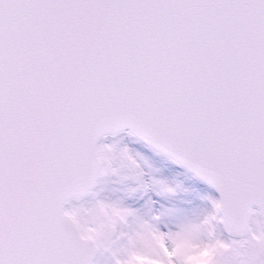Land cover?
<instances>
[{
    "label": "snow or ice",
    "instance_id": "obj_1",
    "mask_svg": "<svg viewBox=\"0 0 264 264\" xmlns=\"http://www.w3.org/2000/svg\"><path fill=\"white\" fill-rule=\"evenodd\" d=\"M125 129L219 194L218 264H264V0H0V264H123L136 226L94 247L64 205Z\"/></svg>",
    "mask_w": 264,
    "mask_h": 264
},
{
    "label": "rangeland",
    "instance_id": "obj_2",
    "mask_svg": "<svg viewBox=\"0 0 264 264\" xmlns=\"http://www.w3.org/2000/svg\"><path fill=\"white\" fill-rule=\"evenodd\" d=\"M110 146V151L99 152V165L105 175L98 178L89 195L79 202L69 201L64 211L75 222L78 231L92 237L96 247L103 248L107 239L115 236L123 240L129 225H135L132 243L122 249L123 264H158L160 241L148 227L153 215L161 214L164 223L172 231L171 252L176 264H202L201 257L218 244H227V249L212 251L208 264H218L224 253L230 250L229 238L219 224V212L209 203L217 199L215 193L203 182L142 144L127 132L108 136L98 141ZM127 152L137 159L140 168L135 174L121 169L120 154ZM159 181L172 189L170 194H161ZM138 210L137 218H122L120 209ZM180 224L182 227L176 228ZM250 224L255 236L264 238L258 213L253 209ZM162 231H167L161 225ZM97 264L103 258L97 257Z\"/></svg>",
    "mask_w": 264,
    "mask_h": 264
},
{
    "label": "clouds",
    "instance_id": "obj_3",
    "mask_svg": "<svg viewBox=\"0 0 264 264\" xmlns=\"http://www.w3.org/2000/svg\"><path fill=\"white\" fill-rule=\"evenodd\" d=\"M120 161H121V164H120L121 169H123L129 173L135 174L136 170H138L140 168V164L138 163L137 159H135L133 156L129 155L127 152H123L120 154ZM154 183L160 185L161 194L166 195V194H170L172 192V189L169 186L164 185L159 181H155ZM82 239L85 241H89L92 239V237L89 236L87 233H85L82 236ZM253 239L257 243L264 240V238H262L261 236H255V235L253 236ZM228 247H229V245H227V244H218V245L214 246V248L209 251V254L206 257L200 258L202 261V264H208V261H210L212 259V251L217 250V248L227 249ZM137 264H147V261H138Z\"/></svg>",
    "mask_w": 264,
    "mask_h": 264
},
{
    "label": "water",
    "instance_id": "obj_4",
    "mask_svg": "<svg viewBox=\"0 0 264 264\" xmlns=\"http://www.w3.org/2000/svg\"><path fill=\"white\" fill-rule=\"evenodd\" d=\"M125 132H127L128 133V130L127 129H125L124 130ZM123 131V132H124ZM132 136V135H131ZM108 137V136H107ZM133 137H135V136H133ZM137 140H139L137 137H135ZM140 141V140H139ZM142 144H144L145 146H147L148 148H150L147 144H145L143 141H140ZM151 149V148H150ZM153 150V149H152ZM153 151H155V150H153ZM156 152V151H155ZM156 153H158V152H156ZM158 154H160V153H158ZM160 155H162V156H165V155H163V154H160ZM166 157V156H165ZM168 158V157H167ZM169 159V158H168ZM98 160H99V158H98ZM170 160V159H169ZM175 164V163H174ZM177 165V164H176ZM178 167H180V168H182V169H184L186 172H188V173H190L192 176H194L195 178H197L192 172H190V171H188L187 169H185V168H183V167H181V166H179V165H177ZM198 180H200L199 178H197ZM201 182H203L202 180H200ZM205 185H207L205 182H203ZM210 189H212V191L215 193V195H216V197H217V199H219V194L213 189V188H211L209 185H207ZM92 190V189H91ZM91 190H90V192H91ZM90 192H88V194H86V195H84V196H82L80 199H73L72 201H74V202H79L81 199H83V198H85L87 195H89V193ZM69 201H71V200H69ZM68 201V202H69ZM67 202V203H68ZM65 206V205H64ZM253 209H255L256 211H257V213H258V216H259V218H260V221H261V227H262V230L264 231V214H261L260 213V210L259 209H257L256 208V206L255 205H253ZM219 212V211H218ZM65 219L72 225V227L75 229V230H77L78 231V229H77V226H76V224H75V222L73 221V219L72 218H70V216L67 214L66 215V217H65ZM78 233L81 235V237L83 236L79 231H78ZM226 235H228L226 232H224ZM85 243H87V244H90V245H92V246H94V247H96L95 246V244L93 243V241H92V239L91 240H89V241H85V240H83Z\"/></svg>",
    "mask_w": 264,
    "mask_h": 264
}]
</instances>
